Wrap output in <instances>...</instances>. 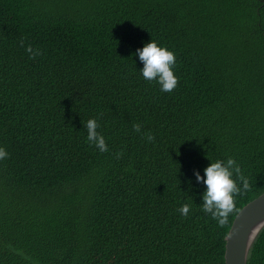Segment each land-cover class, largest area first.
<instances>
[{
    "label": "trees",
    "instance_id": "obj_1",
    "mask_svg": "<svg viewBox=\"0 0 264 264\" xmlns=\"http://www.w3.org/2000/svg\"><path fill=\"white\" fill-rule=\"evenodd\" d=\"M151 39L170 92L139 72ZM0 147V264H225L264 193V0H0ZM230 156L250 188L221 225L196 173Z\"/></svg>",
    "mask_w": 264,
    "mask_h": 264
},
{
    "label": "clouds",
    "instance_id": "obj_2",
    "mask_svg": "<svg viewBox=\"0 0 264 264\" xmlns=\"http://www.w3.org/2000/svg\"><path fill=\"white\" fill-rule=\"evenodd\" d=\"M26 51L32 55H37L29 45ZM139 60L143 63L140 69L142 77L149 81H155L160 85L161 91H171L175 88L178 77L174 74L176 55L174 51L159 44L155 40H150L141 49L137 50ZM87 140L94 144L101 152L108 151L105 137L97 131L99 124L96 118L86 121ZM136 131L140 130V124L133 125ZM151 141L153 137L147 136ZM9 153L0 147V160L7 158ZM197 181H202L206 185V190L202 196V209L210 214L219 224H224L235 208V199L249 190L250 181L243 174L239 164L233 157H228L226 163L221 160L210 162L204 169V175L196 173ZM260 196V195H259ZM182 215H187L190 206L185 203L180 209Z\"/></svg>",
    "mask_w": 264,
    "mask_h": 264
},
{
    "label": "water",
    "instance_id": "obj_3",
    "mask_svg": "<svg viewBox=\"0 0 264 264\" xmlns=\"http://www.w3.org/2000/svg\"><path fill=\"white\" fill-rule=\"evenodd\" d=\"M264 228V193L235 216L225 243V264H247L249 251Z\"/></svg>",
    "mask_w": 264,
    "mask_h": 264
}]
</instances>
